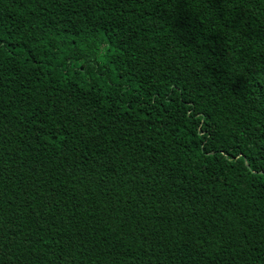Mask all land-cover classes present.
<instances>
[{"label": "trees", "instance_id": "obj_1", "mask_svg": "<svg viewBox=\"0 0 264 264\" xmlns=\"http://www.w3.org/2000/svg\"><path fill=\"white\" fill-rule=\"evenodd\" d=\"M0 264H264V0H0Z\"/></svg>", "mask_w": 264, "mask_h": 264}]
</instances>
